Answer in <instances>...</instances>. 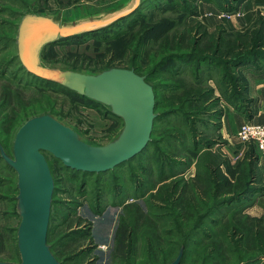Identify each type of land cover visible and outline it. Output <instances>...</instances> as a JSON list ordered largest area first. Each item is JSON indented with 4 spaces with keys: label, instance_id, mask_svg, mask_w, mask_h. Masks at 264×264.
<instances>
[{
    "label": "rangeland",
    "instance_id": "1",
    "mask_svg": "<svg viewBox=\"0 0 264 264\" xmlns=\"http://www.w3.org/2000/svg\"><path fill=\"white\" fill-rule=\"evenodd\" d=\"M127 2L133 0H0V148L9 156L19 128L46 113L95 145L118 136L123 120L108 108L22 67L21 45L31 28L22 23L31 13L37 14L33 19L80 22L94 13L112 14ZM248 2L148 0L141 17L139 10L107 32L40 46V61L64 69L133 68L146 76L167 63L149 77L165 87L157 90L152 143L135 158L85 173L46 153L55 180L48 245L61 264H170L182 249L181 264H264V162L255 143L236 134L229 147L220 132L223 102L238 103L249 70L264 64V11L251 12L240 31L224 23L246 16ZM158 23L166 27L143 41L140 30ZM221 31L225 44L218 52L213 37ZM238 32L244 34L242 47L232 35ZM109 36L113 41H102ZM239 49L262 56L233 65ZM173 54L217 55L223 62L204 60L199 69L197 60H169ZM178 66L177 76L167 74ZM1 156L0 149V260L18 263V174Z\"/></svg>",
    "mask_w": 264,
    "mask_h": 264
},
{
    "label": "water",
    "instance_id": "2",
    "mask_svg": "<svg viewBox=\"0 0 264 264\" xmlns=\"http://www.w3.org/2000/svg\"><path fill=\"white\" fill-rule=\"evenodd\" d=\"M145 0L125 3L116 12L94 13L80 22L62 24L42 15L28 14L22 25H30L21 45V62L29 73L59 84L108 108L123 120L118 136L106 144L95 145L83 138L76 129L52 114L28 119L17 131L13 157L1 146L3 159L18 174V247L21 261H1L0 264H61L48 245L55 180L46 156L50 153L66 167L85 173L109 171L135 158L152 141L157 97L154 86L145 75L133 68L111 67L100 72L51 67L39 60L43 48L59 40L108 27L129 17ZM104 15V16H103ZM47 24V25H46ZM54 24V25H48ZM66 28V30H63ZM57 29L56 36L43 39L40 34ZM43 50V49H42ZM183 249L170 264H181Z\"/></svg>",
    "mask_w": 264,
    "mask_h": 264
},
{
    "label": "crops",
    "instance_id": "3",
    "mask_svg": "<svg viewBox=\"0 0 264 264\" xmlns=\"http://www.w3.org/2000/svg\"><path fill=\"white\" fill-rule=\"evenodd\" d=\"M245 10L248 13L244 17L239 16L234 21H222L226 23L225 25L229 31L242 30L251 20V12H255L256 10L263 12L264 0H249ZM248 75L250 77H248V82L241 98L237 99L238 103L230 104L228 102L229 105L227 104L228 106H226V103L223 102L224 110L220 120L222 122L220 132L221 135L230 140V143L227 144L229 147L233 144L234 138L236 139V134L238 137L237 132L240 126L247 122V120L253 123L264 124V64L260 65L259 70H249Z\"/></svg>",
    "mask_w": 264,
    "mask_h": 264
},
{
    "label": "trees",
    "instance_id": "4",
    "mask_svg": "<svg viewBox=\"0 0 264 264\" xmlns=\"http://www.w3.org/2000/svg\"><path fill=\"white\" fill-rule=\"evenodd\" d=\"M148 0H145L144 1V3H143V5L140 7V9H138L135 13L137 14L138 13V11L140 12V17L142 16L141 15V12H142V10H143V8H144V6L146 7V5H148ZM234 8H231V10H233ZM186 12H188L187 10H186ZM135 13H133L132 15H130L129 17H126V18H124V19H121V20H119V21H117L116 23H114V24H112V25H110V26H108V27H105V28H103V29H99V30H96V31H93V32H90V33H86V34H82V35H78V36H74V37H70V38H65V39H62V40H59V41H57V42H55L54 44H58V43H61V42H66V41H69V40H71V39H73V38H84L85 36H90L91 34H96V32H98V31H106L107 32V30L109 31V29H112V28H114L115 26H120V24H121V22L123 21V20H129V19H132V17L134 16V14ZM166 24H163V23H158L157 25L156 24H153V25H151V27H147V28H143V29H141L140 30V35H141V37H142V40L143 41H145L146 40V35H147V33L148 32H155L156 30H158V28H163V27H166L165 26ZM170 27H172V24H169V28ZM127 30L128 29H125L123 32H121V34L123 35L124 33H126L127 32ZM119 31H122V30H119ZM162 31H164V29H160V32H162ZM223 32L221 31V35L219 36V37H217V38H215V37H213V40H214V44H215V46H216V51H218L219 52V50H220V48H221V46L223 45V44H225V37H223V34H222ZM205 34H208L207 32H205ZM118 35V34H117ZM232 35H235L236 36V38H237V41L238 42H240V44H241V47L243 46V44H242V40H241V36H243L244 34L243 33H240V32H238V33H233ZM119 36V35H118ZM224 36H229V34L228 35H224ZM107 39H105V40H102V41H106V42H111V41H113V38H111L110 36L109 37H106ZM104 39V38H103ZM175 39L177 40L178 39V41H180V39H181V36L180 35H176L175 36ZM262 40V37H260L259 39H258V41H261ZM53 44V43H52ZM256 46H258V42L256 43V41L253 39V45H252V47H254V48H256ZM217 54V53H216ZM236 56L234 57V59L232 60V64L233 65H236V64H238V63H240V62H248V61H250V59L249 58H254V57H258V55L260 56L261 54L260 53H254V54H251V53H247V54H241V51H240V49H239V51H238V53H236L235 54ZM217 55H214V56H211V55H204V56H196V55H172L171 56V59H169V60H171V61H173L174 62V60L176 59V60H178V61H192V60H197L198 62H197V66H198V68L200 69V66H201V64H202V61H204V60H213V62H216L217 64H222V59H218L217 57H216ZM262 56V55H261ZM216 58V59H215ZM213 62H211V63H213ZM226 62V61H225ZM226 64H228V63H226ZM167 66V63L165 62V63H160L156 68H154L150 73H147L146 74V78H147V80L150 82V80H149V77L150 76H152L153 74H156V73H158L159 72V70L161 69V68H164V67H166ZM24 68V67H23ZM25 69V68H24ZM167 70V69H166ZM181 70V66H178L177 67V69H176V71L175 72H172V71H167V74H171L172 76H177L178 75V73H179V71ZM137 71V70H136ZM28 72V71H27ZM138 72V71H137ZM29 73V72H28ZM139 73V72H138ZM140 74H141V72H140ZM29 75H33V74H31V73H29ZM143 75V74H142ZM34 77H36L37 79H40V80H42L44 83H47L48 85H54V86H57V87H59V88H61L62 90H66V91H68V92H70L71 94H74L75 96H77V97H79V98H82L83 100H85V102L86 103H90V104H93V102H95V101H93L92 99H90V98H88V97H86V96H84V95H81V94H79V93H77V92H75V91H72V90H70V89H68V88H66V87H63V86H61V85H59V84H56V83H53V82H49V81H47V80H44V79H42V78H40V77H37V76H35V75H33ZM151 83V82H150ZM153 86H154V88H155V91H156V97H157V90H158V87H162V88H164L165 87V85L163 84H161V85H154V84H152ZM157 119H158V117H157ZM157 121V120H156ZM151 143H152V141H151ZM1 158L3 159V157L1 156ZM10 166V165H9ZM225 204H227V202H220L219 203V205L220 206H223V205H225ZM211 213H213V212H215L214 210H211L210 211ZM200 216V215H199ZM255 260V259H254ZM252 262H254L253 260H252Z\"/></svg>",
    "mask_w": 264,
    "mask_h": 264
},
{
    "label": "built area",
    "instance_id": "5",
    "mask_svg": "<svg viewBox=\"0 0 264 264\" xmlns=\"http://www.w3.org/2000/svg\"><path fill=\"white\" fill-rule=\"evenodd\" d=\"M238 137L242 142L255 143L264 162V124L246 122L239 128Z\"/></svg>",
    "mask_w": 264,
    "mask_h": 264
},
{
    "label": "bare ground",
    "instance_id": "6",
    "mask_svg": "<svg viewBox=\"0 0 264 264\" xmlns=\"http://www.w3.org/2000/svg\"><path fill=\"white\" fill-rule=\"evenodd\" d=\"M47 25V24H46ZM48 25H54V24H48ZM63 30H66V28H63ZM58 30L57 29H47V30H44L42 31V33L40 34V36L43 38V39H46L48 37H53V36H56L58 34Z\"/></svg>",
    "mask_w": 264,
    "mask_h": 264
}]
</instances>
